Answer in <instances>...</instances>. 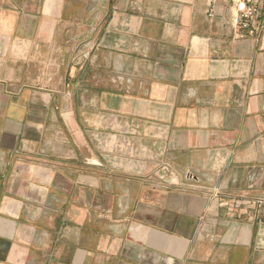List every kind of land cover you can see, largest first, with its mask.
<instances>
[{"label": "crops", "instance_id": "obj_1", "mask_svg": "<svg viewBox=\"0 0 264 264\" xmlns=\"http://www.w3.org/2000/svg\"><path fill=\"white\" fill-rule=\"evenodd\" d=\"M262 20L0 0V264H264Z\"/></svg>", "mask_w": 264, "mask_h": 264}, {"label": "built area", "instance_id": "obj_2", "mask_svg": "<svg viewBox=\"0 0 264 264\" xmlns=\"http://www.w3.org/2000/svg\"><path fill=\"white\" fill-rule=\"evenodd\" d=\"M239 37L256 35L263 27L264 0H232Z\"/></svg>", "mask_w": 264, "mask_h": 264}]
</instances>
